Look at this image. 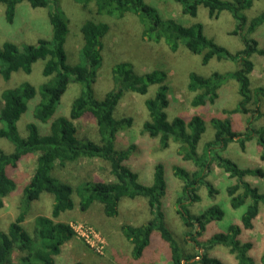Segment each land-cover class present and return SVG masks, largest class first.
<instances>
[{
    "label": "trees",
    "instance_id": "obj_1",
    "mask_svg": "<svg viewBox=\"0 0 264 264\" xmlns=\"http://www.w3.org/2000/svg\"><path fill=\"white\" fill-rule=\"evenodd\" d=\"M174 1L180 4L183 14L191 17L197 16L200 6L208 10L212 19H217L223 11L230 12L236 21L231 34L241 39L242 49L230 52L208 38L201 23L184 26L174 18L163 15L156 5L146 0H74L84 9L93 4L97 15L116 18L126 14L135 15L142 27L143 40L163 42L172 52H177L183 45L192 54L200 55L203 65L212 59L236 64L237 68L232 72H213L209 76L194 72L189 74L186 85L193 94V107L214 105L219 99V90L233 80L238 84L240 100L235 108L224 110V113L249 116L243 130L235 129L228 116H211L209 120L215 130L214 138L205 144L202 153L198 152V143L206 129L202 116L195 114L188 120L177 116L172 121L168 120L169 86L164 71L139 74L130 62L116 63L111 69L113 88L103 99L96 98L94 85L103 61V38L109 31L106 22L87 20L82 24V61L71 65L65 50L69 20L61 9L60 0H0L5 6L4 15L8 24L14 23L17 6L27 2L32 8H48L52 27L50 38H40L34 44L5 42L0 46V76L4 81H9L15 72L30 74L38 60L45 61L42 74L49 78L39 88L40 100L32 115L37 122L27 123L25 137L20 135L18 122L27 112L29 102L36 97V88L23 82L3 90L0 95V138H5L14 146L11 153L0 150V210L5 206V198L18 188L10 170L17 168L24 157H36L33 174L22 190L18 215L6 230H0V264H56V257L63 245L76 236L70 223L56 220L63 212L75 207L73 195H76L81 211H87L98 202L103 206L104 214L112 218L118 215L122 198L143 197L147 200L151 219L139 227L129 224L121 226L122 234L132 244V257L135 260L142 257L151 242V235L158 232L170 247L168 264H226L207 252L218 245L227 248L237 264H256L250 256L253 243H242L239 237L244 230L254 229L259 215L263 214L264 220V193H260L247 180L249 176L264 177V171L261 168H241L223 152L231 143L235 142L241 150H245L248 142L256 140L262 148L260 159L264 161V126L258 128L254 125L255 121L264 117L261 107L264 103V84L256 86L252 92L250 78L255 68L252 56L264 55V49L252 37L256 29L264 24V11L249 20L244 11L253 5L254 0ZM70 84H77L80 94L73 100L68 115L55 116ZM152 86H157V89L154 96L144 102L148 120L143 123V132L159 139L162 149L168 148L170 142L178 144L177 152L182 160L194 167L188 170L175 166L174 175L182 182L181 194L176 199V212L187 229L186 238L192 242L198 254L186 252L165 224L162 199L167 183L163 166L157 164L152 184L144 185L139 181L138 173L127 165L134 145L127 148L116 146L118 133L130 127L133 121L131 117L117 118V106L127 93L146 96ZM86 116L95 123L96 139L82 135L77 126V122ZM40 125H46V128L42 129ZM82 160L108 163L113 180L83 181L74 186L54 176L56 168H65L70 163ZM213 165L233 180L226 187L232 208L245 206L246 209L241 216V225H231L227 232H218L201 243L196 238L203 234L207 225L225 217V211L218 205H212L198 215L191 214L188 209L190 204L201 200L198 194L200 186L206 187L212 198L218 193L208 180ZM42 193L53 196L52 210L49 216L35 217L31 234L24 229L23 223L31 203L38 200ZM260 262L264 264V248Z\"/></svg>",
    "mask_w": 264,
    "mask_h": 264
},
{
    "label": "rangeland",
    "instance_id": "obj_2",
    "mask_svg": "<svg viewBox=\"0 0 264 264\" xmlns=\"http://www.w3.org/2000/svg\"><path fill=\"white\" fill-rule=\"evenodd\" d=\"M146 1L156 5L163 15L174 18L184 26H193L201 23L204 27V34L208 38L213 39L217 44L232 53L239 51L243 47L241 39L231 34V31L235 29L236 21L228 11H223L217 19H212L208 15V10L200 6L197 16L191 17L183 14L180 4L174 0ZM60 6L69 20V33L65 43V50L67 61L71 65H76L82 61V24L87 20H95L97 22H106L109 25V31L103 38L102 66L99 69L94 85L97 99H103L114 86L111 76L112 67L116 63L126 61L130 62L134 70L139 74L153 70H161L167 74L166 83L169 86V106L166 109V113L169 121H172L177 116L187 120L195 114L202 116L206 129L198 143L199 153H202L205 144L214 138L215 130L209 120L211 116L230 117L234 128L237 130H243L246 126L248 115L224 113V110L235 108L240 100L237 82L231 80L226 83L219 90L220 96L216 103L202 107H193L191 105L193 94L188 91L186 85L189 80V74L192 72L202 76H209L213 72H232L237 68L233 62L212 59L207 65H203L201 56L192 54L183 45L180 46L177 52H172L163 42L153 43L145 41L141 36L142 27L137 17L133 14H126L122 18L97 15L93 4L89 8L84 9L81 5L75 3L74 0H60ZM4 11L5 6L0 3V46L5 42H13L18 45L34 44L40 38L51 37L52 27L48 18V8H32L27 2H23L17 6L13 24L6 22ZM263 11L264 0H254L253 5L246 9L244 13L250 20ZM252 37L258 41L259 47L264 49V24L256 29ZM252 60L255 65L250 77L253 92L256 86L264 84V55L254 54ZM44 62V60H38L34 63L30 74L22 71L13 73L9 81H4L0 76V95L3 90L14 88L23 82L32 84L37 90L36 97L29 102L27 112L22 115L18 122V129L22 137L27 134V123L37 122L32 116L33 109L40 100V86L49 79L42 74ZM79 88L77 84L68 86V90L57 107L55 116H66L69 114L73 100L80 94ZM156 89L157 86L150 87L149 94L146 96L127 93L120 101L116 108L115 116L117 118L131 117L133 121L130 127L118 133L116 146L118 148H127L134 145L127 165L138 173L139 181L144 185L152 184L155 166L157 164L163 166L167 183L166 194L162 199L165 224L186 252L198 254V250L194 249L192 242H189L188 238H186L187 229L176 212L178 208L176 199L181 194L182 182L174 175L175 166H183L188 170L194 167L191 163L182 160L177 152L178 144L170 142L168 148L162 149L159 139L151 138L143 132V123L148 120V111L144 102L147 98L154 96ZM1 106L2 103L0 102V108ZM261 107L264 112V103H262ZM254 125L258 128L264 126V117L255 121ZM1 126L2 124L0 123ZM40 126L42 129L46 128V125ZM77 126L82 135L96 139L95 123L90 117L86 116L78 121ZM13 149L14 146L8 140L0 138V150L11 153ZM261 152L262 148L256 143V140H252L247 143L245 150H241L237 143H231L223 154L235 161L241 168H261L264 171V161L260 159ZM35 161V156L24 157L19 161L17 168L10 170V175L16 181L18 188L4 200L5 206L0 210V230H6L8 224L18 215L22 190L33 174ZM54 176L62 181L70 182L74 186L83 181L113 180V176L109 172V164L102 160H82L70 163L65 168H56ZM208 180L218 190V193L212 198L208 195L206 187L200 186L198 194L201 200L190 204L188 209L191 214L198 215L210 206L218 205L225 211V217L221 221H213L207 225L203 234L196 238L201 243L207 241L218 232H227L231 225H241V216L246 209L245 206L238 209L232 208L226 187L232 184L233 180H230L223 170L213 165ZM247 180L257 187L260 193H264V177L249 176ZM72 198L75 207L70 211L63 212L56 220L70 223L73 226L83 225L93 228L104 240L105 248L102 254H98L81 237L76 235L71 241L63 245L61 253L56 257V264H114L111 260L117 259L119 253H125L126 249L130 247L129 241L122 234L121 226L129 224L139 227L151 219L147 200L143 197L135 199L122 198L119 203L118 215L113 218L104 214L103 206L98 202H95L87 211H81L76 195H73ZM53 202L54 198L51 194L42 193L38 200L31 203L27 218L23 223V227L27 232L32 234L36 216L50 215ZM131 205L137 207L139 212H133V210L129 209ZM254 223V229L244 230L239 240L242 243L248 241L253 243L250 256L253 257L256 264H261L260 257L264 248L263 214L259 215ZM207 252L226 264H237L234 256L224 246H215ZM105 254L106 256H104ZM170 255L168 243L161 238L158 232H154L151 235L149 246L145 248L144 254L135 264H168ZM153 257L155 261H153ZM118 261L117 264H124Z\"/></svg>",
    "mask_w": 264,
    "mask_h": 264
},
{
    "label": "built area",
    "instance_id": "obj_3",
    "mask_svg": "<svg viewBox=\"0 0 264 264\" xmlns=\"http://www.w3.org/2000/svg\"><path fill=\"white\" fill-rule=\"evenodd\" d=\"M75 231V234L81 237L90 247L97 252L102 254L105 248L104 240L95 232V230L89 226L83 225H71Z\"/></svg>",
    "mask_w": 264,
    "mask_h": 264
},
{
    "label": "crops",
    "instance_id": "obj_4",
    "mask_svg": "<svg viewBox=\"0 0 264 264\" xmlns=\"http://www.w3.org/2000/svg\"><path fill=\"white\" fill-rule=\"evenodd\" d=\"M131 210H133V212H139L137 210V207H135L134 205H131L130 208ZM150 214V213H149ZM151 216V215H150ZM71 241V240H70ZM69 242V241H68ZM128 242V241H127ZM128 244L130 245V247L128 249H126V252L125 253H119L118 255V258L117 259H113L111 260L114 264H117V260H119L120 262L124 263V264H135L137 260H135L133 257H132V244L128 242ZM163 251L164 249L161 248ZM166 249L168 250V247L166 246ZM117 251V250H116ZM107 254V252H106ZM106 254L104 256H106ZM144 254V252H143ZM118 261V262H119ZM153 261L154 260V257H153ZM157 261V260H156ZM153 264V263H152Z\"/></svg>",
    "mask_w": 264,
    "mask_h": 264
}]
</instances>
